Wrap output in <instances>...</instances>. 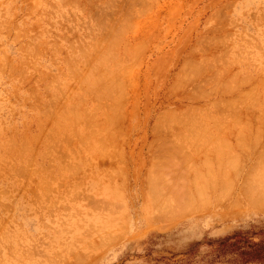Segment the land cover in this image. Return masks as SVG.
Here are the masks:
<instances>
[{
  "label": "rangeland",
  "instance_id": "obj_1",
  "mask_svg": "<svg viewBox=\"0 0 264 264\" xmlns=\"http://www.w3.org/2000/svg\"><path fill=\"white\" fill-rule=\"evenodd\" d=\"M262 85L264 0H0V264H264Z\"/></svg>",
  "mask_w": 264,
  "mask_h": 264
},
{
  "label": "bare ground",
  "instance_id": "obj_2",
  "mask_svg": "<svg viewBox=\"0 0 264 264\" xmlns=\"http://www.w3.org/2000/svg\"><path fill=\"white\" fill-rule=\"evenodd\" d=\"M82 7H83V6H82ZM128 11H129V10H128ZM139 11H140V10H139ZM130 12H131V11H130ZM127 16H128V15H127ZM106 17H107V16H106ZM97 25H98V24H97ZM119 26H120V25H119ZM89 28H90V27H89ZM120 29H121V28H120ZM123 30H124V29H123ZM117 31L119 32L120 30H117ZM112 34H113V33H112ZM113 35H114V34H113ZM116 36H117V35H116ZM213 37H214V36H213ZM102 38H103V37H102ZM102 38H101V39H102ZM120 38H121V37H120ZM122 38H123V37H122ZM109 39H110V38H108V40H109ZM111 39H112V38H111ZM116 39L119 40L118 38H115V41H116ZM105 40H106V39H105ZM105 40H104V41H105ZM108 40H107V41H108ZM113 40H114V39H113ZM74 41H75V40H74ZM212 41H213V40H212ZM109 42H110V40H109ZM109 42H108V43H109ZM113 42H114V41H113ZM113 42H112V44H114ZM87 43H88V41H87ZM110 43H111V42H110ZM119 43H120V42H119ZM70 46H71V45H70ZM77 46H78V45H77ZM101 46H102V45H101ZM113 46H114V45H113ZM117 46H118V45H117ZM80 47H81V46H80ZM82 47H83V46H82ZM86 47H87V46H86ZM95 47H97V46H94V48H95ZM107 47H108V46H107ZM108 48H111V47H108ZM221 48H222V47H221ZM72 49H74V48H72ZM78 49H79V48H78ZM81 49H82V48H81ZM88 49H89V48H88ZM259 49H260V48H259ZM96 50H97V49H96ZM225 50H226V49H225ZM75 51H76V49H75ZM81 52H82V51H81ZM85 52H88V51H85ZM107 52H108V51H107ZM223 52H224V51H223ZM79 53H80V52H79ZM85 56H86V55H85ZM88 56H89V55H88ZM89 57H90V56H89ZM103 57H105V56L103 55ZM203 57H204V56H203ZM210 57H211V56H210ZM91 58H92V57H91ZM235 58H236V57H235ZM75 59H76V58H75ZM98 59H99V58H98ZM240 60H241V59H240ZM68 61H69V59H68ZM87 61H88V59H87ZM94 61H95V60H94ZM204 61H205V59H204ZM206 61H207V60H206ZM210 61H211V60H210ZM200 62H201V61H200ZM200 62H198L197 64H199ZM193 63H195V62H193ZM210 63H211V62H210ZM201 64H202V63H201ZM203 64H204V63H203ZM70 65H71V64H70ZM214 65H215V64H214ZM96 66H97V65H96ZM105 66H106V65H105ZM185 66H186V65H185ZM185 66H184V67H185ZM187 66H188V65H187ZM189 66H190V65H189ZM189 66H188V67H189ZM192 66H193V65H192ZM192 66H191V67H192ZM194 66H195V64H194ZM194 66H193L192 68L195 69ZM77 67H78V66H77ZM91 67H93V66H91ZM97 67H98V66H97ZM191 67H190V68H191ZM203 67H204V66H203ZM116 68H117V67H116ZM197 68H201V67L198 66ZM214 68H215V67H214ZM182 69H187V68L185 67V68H182ZM202 69H203V68H202ZM77 70H78V69H77ZM93 70H94V69H93ZM106 70H107V69H106ZM195 70H197V71L200 72V70H198V69H195ZM203 70H204V69H203ZM205 70H206V69H205ZM223 70H224V69H223ZM262 70H263V69H262ZM71 71H72V70H71ZM94 71H96V70H94ZM189 71H190V70H189ZM189 71H188V72H189ZM240 71H241V70H240ZM114 72H115V71H114ZM205 73H206V72H205ZM74 74H75V73H74ZM114 74H116V73H114ZM185 74H189V73H185ZM190 74H191V73H190ZM194 74H195V73H194ZM197 74H198V73H197ZM197 74H196V75H197ZM199 74H200V73H199ZM72 75H73V74H72ZM109 75H110V74H109ZM116 75H117V74H116ZM248 75H249V74H248ZM106 76H107V75H106ZM183 76H184V75H183ZM185 76H186V75H185ZM195 77H196V76H195ZM236 77H237V76H236ZM246 77H247V76H244V78H246ZM79 78H80V77H79ZM180 78H181V77H180ZM242 78H243V77H242ZM87 79H88V78H87ZM111 79H112V77H111ZM192 79H193V77H192ZM195 79H197V77H196ZM214 79H215V78H214ZM261 79H262V78H261ZM84 80H85V79H84ZM115 80H117V79H115ZM189 80H190V79H189ZM210 80H211V79H210ZM225 80H226V79H225ZM100 81H102L101 78H100ZM212 81H213V80H212ZM87 82H88V80H86V84H87ZM111 82H112V81H111ZM214 82H215V81H214ZM248 82H249V81H248ZM117 83H118V82H117ZM186 83H187V82H186ZM201 83H203V82H201ZM231 83H232V82H231ZM103 84H104V83H103ZM119 84H120V83H119ZM236 84H237V83H236ZM238 84H239V83H238ZM241 84H242V82H241ZM51 85H52V84H51ZM105 85H106V84H104V86H105ZM110 85H112V84H109V86H110ZM187 85H188V84H187ZM202 85H203V84H202ZM228 85H229V84H228ZM231 85H232V84H231ZM256 85H257V84H256ZM258 85H259V84H258ZM82 86H83V85H82ZM113 86H114V85H113ZM177 86H178V85H177ZM254 86H255V85H254ZM262 86H264V85H262ZM48 87H49V85H48ZM116 87H117V86H116ZM224 87H225V86H224ZM108 88H110V87H108ZM225 88H226V87H225ZM232 88H233V87H232ZM195 89H196V88H195ZM85 90H86V89H85ZM106 90H107V89H106ZM204 90H205V89H204ZM204 90H203V91H204ZM224 90L226 91V89H224ZM227 90H228V89H227ZM230 90H231V89H230ZM230 90H229V92H232V91H230ZM109 91L111 92V90H109ZM211 91H212V90H211ZM258 91H259V90H258ZM258 91H257V92H258ZM46 92H47V91H46ZM107 92H108V90H107ZM120 92H121V91H120ZM216 93H217V92H216ZM244 93H245V92H244ZM254 93H255V92H254ZM193 94H194V93H193ZM120 95H121V94H120ZM250 96H251V93H250ZM111 97H112V96H111ZM245 97H246V96H245ZM255 97H256V96H255ZM198 98H199V97H198ZM231 98H232V97H231ZM240 98H242V97H240ZM243 98H244V97H243ZM234 99H235V98H234ZM246 99H247V98H246ZM47 100H48V99H47ZM57 100H58V99H57ZM229 100H230V101H233L232 99H229ZM229 100H228V102H226L227 104L230 103ZM236 100H237V99H236ZM215 101H216V100H215ZM234 101H235V100H234ZM237 101H238V100H237ZM237 101H236V102H237ZM242 101H243V100H242ZM250 101H251V100H250ZM263 101H264V100H263ZM246 102H247V101H246ZM251 102H252V101H251ZM212 103H214V102H212ZM232 103L237 105V103H235V102H232ZM238 103H241V101L239 100ZM247 103H248V102H247ZM253 103H254V102H253ZM80 104H81V103H80ZM255 104H256V103H255ZM236 105H235V107H237ZM238 105H239V104H238ZM242 105L244 106V104H242ZM251 105H252V104H251ZM221 106H222V104H221ZM223 106H224V105H223ZM223 106H222V107H223ZM228 106H230V104H229ZM231 106H232V105H231ZM231 106H230V108H234V109H235V107H231ZM233 106H234V105H233ZM252 106H253V105H252ZM72 107H73V105L71 106V108H72ZM225 107H226V106H225ZM225 107H224V109H225ZM239 107H240V105H239ZM110 108H112V107H110ZM207 108H208V107H207ZM230 108L228 109V111L230 110ZM237 108H238V107H237ZM239 109H240V108H239ZM252 109H253V108H252ZM196 110H197V109H196ZM189 111H190V110H189ZM222 111H223V110H222ZM225 111H226V110H225ZM225 111H224V113L228 112V111H226V112H225ZM233 111H234V110H233ZM260 111H261V110H260ZM70 112H73V111L71 110ZM175 112H176V111H175ZM187 112H188V111H187ZM203 112H204V111H203ZM237 112H238V111H237ZM88 113H89V112H88ZM188 113H189V112H188ZM229 113H232V112L230 111ZM77 114H78V113H77ZM180 114H181V112H180ZM180 114H179V115H180ZM232 114H233V113H232ZM235 114H236V113H235ZM75 115H76V113H75ZM90 115H93V113L90 114ZM224 115H225V114H224ZM224 115H222V116H224ZM229 115H230V114H229ZM63 116H64V115H63ZM93 116H94V115H93ZM93 116H92V117H93ZM195 116H196V115H195ZM205 116H206V115H205ZM248 116H249V115H248ZM64 117H65V116H64ZM68 117H69V116H68ZM74 117H75V116H74ZM87 117H89V116H87ZM90 117H91V116H90ZM190 117H191V116H190ZM197 117H198V116H197ZM202 117H203V116H202ZM225 117H226V116H225ZM225 117H224V118H225ZM240 117H241V116H240ZM249 117H250V116H249ZM69 118H70V117H69ZM194 118H195L194 122H196V121H197V120H196V117H194ZM206 118H207V117H206ZM259 118H261V117H259ZM88 119H90V118H88ZM91 119H92V118H91ZM173 119H174V118H173ZM257 119H258V118H257ZM67 120H69V119H67ZM208 120H209V119H208ZM84 121H86V120H84ZM162 121H163V120H162ZM192 121H193V120H192ZM201 121H202V120H201ZM238 121H239V120H238ZM240 121H241V120H240ZM245 121H246V120H245ZM79 122H80V121H79ZM87 122H88V121H87ZM91 122H92V120H91ZM190 122H191V121H190ZM220 122H221V121H220ZM85 123H86V122H85ZM196 123H197V122H196ZM216 123H217V122H216ZM223 123H224V122H223ZM233 123H234V122H233ZM89 124H91V123L89 122ZM94 124H95V123H94ZM157 124H158V123H157ZM220 124H221V123H220ZM236 124H237V120H236ZM258 124H259V123H258ZM161 125H162V124H161ZM187 125H188V124H187ZM187 125H186V126H187ZM221 126H222V125H221ZM223 126H224V125H223ZM235 126H236V125H235ZM75 127H76V126H75ZM187 127H188V126H187ZM191 127H192V125H191ZM198 127H199V126H198ZM203 127H204V125H203ZM218 127H219V126H218ZM230 127H231V126H230ZM240 127H241V126H240ZM242 127H243V126H242ZM61 128H62V127H61ZM92 128H94V127L92 126ZM200 128H202V127H200ZM208 128H209V127H208ZM216 128H217V127H216ZM236 128H237V127H236ZM243 128H244V127H243ZM246 128H247V127H246ZM246 128H245V129H246ZM94 129H95V128H94ZM189 129H190V128H189ZM202 129H203V128H202ZM204 129H207L206 126H205ZM226 129H227V128H226ZM228 129H229V128H228ZM239 129H240V128H239ZM245 129H244V130H245ZM247 129H248V128H247ZM67 130H68V129H67ZM77 130H78V129H77ZM77 130H75V131H77ZM224 130H225V129H224ZM224 130H223V131H224ZM78 131H79V130H78ZM186 131H187V130H186ZM203 131H204V130H203ZM210 131H211V129H210ZM50 132H51V131H50ZM86 132H87V131H86ZM86 132H85V133H86ZM187 132H190V131H187ZM192 132H193V131H191V133H192ZM208 132H209V130H208ZM226 132H227V131H226ZM238 132H239V131H238ZM51 133H52V132H51ZM72 133H73V132H72ZM78 133H79V132H78ZM206 133H207V132H206ZM217 133H218V132H217ZM48 134H49V133H48ZM64 134H65V133H64ZM73 134H74V133H73ZM98 134H99V133H98ZM211 134H212V133H211ZM74 135H75V134H74ZM93 135H94V134H93ZM238 135H239V134H238ZM66 136H67V135H66ZM71 136H72V135H71ZM222 136H223V135H222ZM102 137H103V135H102ZM240 137H241V135H240ZM50 138H51V137H50ZM71 138H72V137H71ZM82 140H83V139H82ZM223 140H224V139H223ZM64 141H65V140H64ZM175 142H176V141H175ZM247 142H248V141H247ZM249 142H250V141H249ZM53 143H54V142H53ZM92 143H93V142H92ZM62 144H63V143H62ZM82 144H83V143H82ZM21 145H22V144H21ZM67 145H68V144H67ZM106 145H107V144H106ZM247 145H248V144H247ZM47 146H48V145H47ZM73 146H74V145H73ZM102 146H103V145H102ZM51 147H52V146H51ZM63 147H64V146H63ZM253 147H254V146H253ZM27 148H28V147H27ZM54 148H55V147H54ZM71 148H72V147H71ZM209 148H210V147H209ZM21 149H22V148H21ZM49 149H50V148H49ZM59 149H60V148H59ZM90 149H91V147H90ZM94 149H95V148H94ZM56 150H57V149H56ZM91 150H92V149H91ZM206 150H207V149H206ZM29 151H30V149H29ZM220 151H221V150H220ZM253 151H254V150H253ZM54 152H55V151H54ZM49 154H50V153H49ZM60 156H61V155H59V157H60ZM208 156H209V155H208ZM217 156H218V155H217ZM220 157H222V156H220ZM172 158H173V157H172ZM214 158H215V157H214ZM32 159H33V158H32ZM60 159H61V158H60ZM160 159H161V158H160ZM234 159H235V158H234ZM231 160H233V159H231ZM28 161H29V160H28ZM52 161H54V160H52ZM174 162H175V161H174ZM234 162H235V161H234ZM8 163H9V162H8ZM171 163H172V162H171ZM228 163H229V162H228ZM232 163H233V162H232ZM29 164H30V163H29ZM29 164H28V166H29ZM173 164H174V163H173ZM219 164H220V163H219ZM236 164H237V163H236ZM5 165H6V164H5ZM49 165H50V164H49ZM63 165H64V164H63ZM158 165H159V164H158ZM176 165H177V164H176ZM223 165H224V164H223ZM24 166H25V165H24ZM26 166H27V165H26ZM26 166H25V167H26ZM28 166H27V167H28ZM179 166H180V165H179ZM217 166H218V165H217ZM221 166H222V165H221ZM231 166H232V165H231ZM61 167H63V166H61ZM165 167H166V166H165ZM226 167H227V166H226ZM2 168H3V167H2ZM73 168H74V167H73ZM166 168H167V167H166ZM231 168L234 169L233 166H232ZM255 168H256V166H255ZM255 168H254V169H255ZM16 169H17V168H16ZM21 169H22V168H21ZM23 169H24V168H23ZM53 169H54V168H53ZM182 170H183V169H182ZM255 170H256V169H255ZM150 171H151V170H150ZM162 171H163V170H162ZM223 171H224V170H223ZM249 171H250V170H249ZM258 171H259V170H258ZM158 172H159V171H158ZM256 172H257V171H256ZM249 173H251V172H249ZM249 173H248V174H249ZM252 173H253V172H252ZM18 174H19V173H18ZM193 174H194V173H193ZM256 174H257V173L253 174L254 176H253V175L251 176V177L253 178V180H254V178H256V176H257ZM159 175H160V174H159ZM255 175H256V176H255ZM193 176H194V175H193ZM224 176H225V175H224ZM245 176H246V175H245ZM225 177H227V175H226ZM234 177H235V176H234ZM257 177H258V176H257ZM188 178H189V177H188ZM221 178H223V177L221 176ZM247 178H249V180H251L250 177H247ZM247 178H245V179H247ZM189 179H190V178H189ZM214 179H215V178H214ZM260 179H261V178H260ZM153 180H154V179H153ZM155 180H156V179H155ZM247 180H248V179H247ZM253 180H251L252 183H254V181H255L256 179H255L254 181H253ZM159 181H161V177H160V180H159ZM162 181H163V179H162ZM174 181H175V180H174ZM256 181H257V180H256ZM262 181H263V184H262V183H260V184L263 185V187H264V180H262ZM257 182L259 183V181H257ZM154 183H155V182H154ZM161 183L164 184L163 182H161ZM207 183H208V182H207ZM207 183H206V185H207ZM258 183H257V184H258ZM157 184H158V183H157ZM176 184H177V183H176ZM176 184L174 183V185H176ZM224 184H225V183H224ZM226 184H228V183H226ZM260 184H258V185H260ZM45 185H46V184H45ZM147 185H148V184H147ZM151 185H152V187H153L154 184H151ZM151 185H150V186H151ZM164 185H165V184H164ZM188 185H189V184H188ZM199 185H200V184H197L198 189H200V188H199ZM206 185H205V186H206ZM228 185H229V184H228ZM154 186H156V183H155ZM170 186H171V185H170ZM170 186H168V187H169V188H172V187H170ZM221 186H222V185H221ZM247 186H248V185H247ZM152 187H150V188H151L150 191H152ZM156 187H157V186H156ZM226 187H227V186H226ZM230 187H231V186H230ZM258 187H259V186H258ZM157 188H158V187H157ZM161 188H162V187L160 186V188H159L158 190H159L160 192H164L163 190H162V191L160 190ZM176 188H177V187H176ZM248 188L251 189V190L249 189L248 192H249V191L251 192V193L249 192V193H250L249 195H251L252 198H253V200H252L251 197L249 196L250 200H251L253 203H255V205H256V204H264V188L261 187V192H258L257 190H253V188H251L250 186H248ZM162 189H164V188H162ZM165 189H166V188H165ZM227 189H228V188H227ZM257 189H258V188H257ZM153 190H154V189H153ZM167 190H168V189H167ZM176 190H178V189H176ZM176 190H175V191H176ZM244 190H246V189H244ZM172 191H173V190H172ZM178 191H179V190H178ZM155 192H156V191H155ZM160 192H159V193H160ZM169 192H170V189H169ZM179 192H180V191H179ZM181 192H182V191H181ZM151 193H153V192H151ZM156 193H157V192H156ZM156 193H155V194H156ZM182 193H183V192H182ZM257 193H258V194H257ZM163 194H164V193H163ZM166 194H167V193H166ZM171 194H172V192H171ZM183 194H184V193H183ZM192 194H193V193H192ZM160 195H161V193H160ZM169 195H170V194H167V196H169ZM172 195H173V194H172ZM202 195H203V194H202ZM202 195H200V196H202ZM246 195H247V193H246ZM155 196H156V195H155ZM163 196H165V194H164ZM170 196H171V195H170ZM189 196H190V195H189ZM197 196H198V195H197ZM254 196H255V197H254ZM156 197H157V196H156ZM174 198L177 199V197H174ZM193 198H194V197H193ZM156 199H158V198H156ZM164 199H165V198H164ZM178 199H180V198H178ZM184 199H185V198H183V200H184ZM160 200H161V199H160ZM162 200H163V198H162ZM180 200H181V199H180ZM185 200H186V199H185ZM185 200H184V201H185ZM191 200H192V199H191ZM237 200H238V199H237ZM184 201H183V203H182V200H181V203H180V204H182L183 206H184ZM187 201H188V199L185 201V203H187ZM158 202H159V200L157 201V203H158ZM168 202H169V201H168ZM188 202H189V201H188ZM191 202H192V201H191ZM191 202H189L190 205H191ZM205 202H206V201H205ZM153 203H154V202H153ZM161 203H162V202H161ZM163 203H164V202H163ZM238 203H239V202H238ZM167 204H169V203H167ZM170 204H171V202H170ZM172 204H173V203H172ZM193 204H194V203H193ZM202 204H203V203H202ZM251 204H252V203H251ZM164 205H165V204H164ZM173 205H175V204H173ZM173 205H170V207L173 206ZM186 205H188V203H187ZM186 205H185V206H186ZM204 205H205V204H204ZM234 205H235V204H234ZM176 206H177V205H176ZM183 206H182L181 208H183ZM193 206H194V205H193ZM193 206H192V207L189 206V208H190V209H191V208L193 209ZM252 206H253V205H252ZM159 207H160V206H159ZM177 207H178V206H177ZM186 208H188V206H187ZM170 210H172V207H171V209H169V211H170ZM185 210L188 211V209H185ZM173 211H174V210H172L171 212L173 213ZM189 211H190V210H189ZM163 213H164V212H163ZM168 213H169V212H168ZM180 213H182V211H181ZM183 213H185V212L183 211ZM173 214H174V213H173ZM176 215H177V214H176ZM178 215H179V214H178ZM178 215H177V216H178ZM163 219H164V218H163ZM171 220H172V219H171ZM170 222H171V221H170ZM175 222H176V221H175ZM167 224H168V223H167ZM170 225H171V224H170ZM167 226H168V225H167ZM110 242H111V241H110ZM112 243H113V242H112ZM112 243H111V244H112ZM88 244H89V243H88ZM108 246H110V244H109Z\"/></svg>",
  "mask_w": 264,
  "mask_h": 264
},
{
  "label": "trees",
  "instance_id": "obj_3",
  "mask_svg": "<svg viewBox=\"0 0 264 264\" xmlns=\"http://www.w3.org/2000/svg\"><path fill=\"white\" fill-rule=\"evenodd\" d=\"M240 235L226 238L220 242V251L225 253L231 250L240 251L239 255L245 262H264V240L260 242H249ZM243 246V247H241Z\"/></svg>",
  "mask_w": 264,
  "mask_h": 264
}]
</instances>
